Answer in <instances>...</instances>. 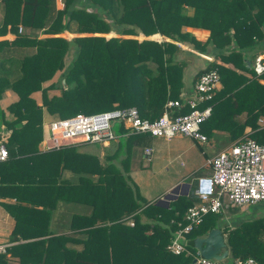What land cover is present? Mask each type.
<instances>
[{
	"label": "trees",
	"instance_id": "obj_1",
	"mask_svg": "<svg viewBox=\"0 0 264 264\" xmlns=\"http://www.w3.org/2000/svg\"><path fill=\"white\" fill-rule=\"evenodd\" d=\"M2 1V28L6 30L9 25L16 36L10 41L0 40V99L6 89L14 91L17 99L0 105V131L3 125L10 129L6 139L9 156L0 162V171H12L19 176L9 179V182L17 179L18 183L7 185L6 181L4 187L29 192L23 195L14 192L17 206L7 205L16 219L12 240L27 238L28 233L22 229L25 223L49 213L48 208L53 206L47 201L40 207L43 209H36L37 202L31 196L35 188L50 179L52 157L61 153V149L43 151L38 147L43 136L44 113L51 118L68 117L78 112L91 114L135 106L141 117L154 119L162 114L169 99L181 97L184 63L176 62L171 56L179 50L176 43L96 33L141 31L148 35L160 32L173 39L192 41L194 47L201 50L210 43L223 48L233 41L229 52L221 57L245 69L248 67L244 65L243 54L255 47L264 35V0H82L74 7L77 0H62L63 6L59 9L55 0ZM86 6L95 9L88 10ZM183 24L209 29L207 40L201 42L188 32L180 33ZM230 28H233L232 33H229ZM63 30L77 35L71 38L52 35ZM40 32L50 35L39 37ZM68 34L71 35L63 33ZM19 48L23 50L20 57L5 54ZM71 49L73 54L69 57ZM212 68L220 73L222 88L199 104L200 107L211 106L210 115L201 123L204 134L211 132L214 126L226 127L231 116L240 111L238 105L243 91L255 84L264 90L263 83L248 80L237 71L214 63L200 70L197 77ZM58 69V82L42 86ZM259 76L264 78V72ZM56 87H59L58 92L50 94L49 90ZM38 89L42 93L41 104L31 96ZM178 107L172 110L174 114L190 110L185 103ZM222 107L223 113L219 111ZM257 116L258 113L250 112L245 121L256 127L252 121ZM232 126L237 128L239 124L235 122ZM115 130L126 131L121 125ZM146 134L120 135L114 154L103 159L94 155L73 159L75 172L97 175L91 187L92 217H100L101 222L107 223L91 227L87 232L88 246L81 251L69 249L63 242L66 235L17 242L6 250L18 257V264H189L197 250L194 238L216 226L225 234L226 256L230 257L231 264L236 257L248 256L264 264V213L230 225L220 223L223 212H208L187 234L190 253H172L166 248L178 222L185 221V211L196 197L193 187L188 194H179L171 200L167 207L142 197L121 167L128 163L133 148L144 147ZM244 137L262 142L264 127ZM115 158L120 161L119 165L113 161ZM57 172L53 178L58 176ZM3 182L0 178V184H5ZM142 215L149 220L142 221ZM124 216H133L134 224H123ZM148 229L151 232L148 233ZM118 236L128 239L129 243L116 241ZM0 264H9L5 252H0Z\"/></svg>",
	"mask_w": 264,
	"mask_h": 264
},
{
	"label": "crops",
	"instance_id": "obj_2",
	"mask_svg": "<svg viewBox=\"0 0 264 264\" xmlns=\"http://www.w3.org/2000/svg\"><path fill=\"white\" fill-rule=\"evenodd\" d=\"M81 1L82 0H77V2H75L72 7L76 6V3L80 5ZM84 3H88V1H84ZM55 5L57 9L62 8V0H55ZM86 7L88 10L95 9L94 6ZM3 16L4 5L3 1L0 0V40L7 39L10 41L14 39L16 34L9 30V25H7L6 30H3L1 25ZM227 24L229 23L227 22ZM25 30L26 28L23 26V31ZM64 32H68L73 36L76 35V33L69 32L68 30H63L62 32L52 35H60L69 38L63 35ZM109 32H111V30ZM182 32H188L190 36H194L201 42H205L210 33L209 29L205 27L191 26L186 24H183L181 26L180 33ZM232 32L233 28H230L229 33ZM107 33L108 32H102V34H96L103 35ZM114 33L116 34V36L135 37L139 40L148 38L157 41L167 40L176 43L179 46V50L175 51L173 54H171V56L174 57L176 62L182 61L184 63L182 68V86L180 88V94H190L192 92L198 72L206 68L210 63L223 65L228 69H232L234 71H237L239 74L246 76L248 80L254 79L258 83L264 84V78L253 73V69L251 67L252 62L257 55L264 56V35L259 39L258 44L255 47L248 49L246 53L243 54L244 65L245 67L249 68L245 69L242 68L239 64L235 65L232 61L225 62L221 57L222 54H227L229 52V48L233 46V41L223 48L217 46L215 43H210L206 46V49L201 50L194 47L192 41L173 39L160 32H154L148 35H145L141 31L135 34ZM46 35L50 34H45L42 32L38 34L39 37ZM22 51L23 50L19 48L16 52L14 51L12 53L7 51V53L5 54L13 56L17 55L18 57H20ZM59 74L60 70L58 69L50 79L42 82V86L49 84L53 80L56 81L59 77ZM221 88L222 82H220L216 91ZM56 92H58V88L49 90L50 94ZM31 96L36 100L38 104L42 103V93L40 89L34 90L31 93ZM240 96L241 99L238 105L240 111L234 113V115L231 116V121H227L225 123L226 127L214 126L211 132H205V134L207 135V140H209L208 143H212V141L214 140V142L216 143L223 144L222 147L219 146V149L215 150L214 152L208 153L207 150L203 148L202 142L192 139L183 134L178 133L170 138H158L161 139V143H164L166 145L165 147H163L164 151H160L158 153L160 154L162 159L166 161L165 166H167L166 169L168 170L169 178L168 181L165 182L162 190L158 191L156 194H151L150 196H148V199L143 195L145 189L142 188L143 186L147 187V178L138 170L136 164L131 163V161H133V156L136 153V147L133 148V154L130 155L128 163L121 168L125 171V174L130 177V181L132 182V184L138 187L140 194L144 198H146V200H157L176 184L180 185L181 190L184 189V182H188L190 184V187H193L190 182V178L194 179L195 176L205 174L210 171V167L207 165V159L210 156L227 147L235 140L242 138L247 134L252 135L253 131H255L257 128L264 127V90L261 89L260 86L255 84V86L253 85L246 91H243ZM16 99L17 94L10 89H6L3 97L0 99V105L5 106L6 104ZM228 104L229 103H227V105ZM178 109V106L171 107V110ZM219 111L223 113L224 107H222L221 110L219 109ZM250 112L258 113L256 119H253L252 121L256 125V127H253L251 123L245 121ZM51 117L52 116L48 113H44V120L51 119ZM235 122L239 124L237 128H234V126H232V123ZM242 124H244L243 127H241ZM153 138L150 137L146 139L144 147L142 148L143 152L146 147H150L152 153ZM225 142L226 145L224 144ZM117 143H119V139L108 141L99 146L94 144V142L78 141L75 143L63 145L62 147L64 148H55V150L61 149V153L53 155L52 157L51 170L53 174H51L48 181L42 182L39 187L34 189V195L30 194L32 197L34 196V200L35 202H37L34 206L36 209H43L40 207L43 206L42 204L47 201L53 204V206H51V208H48L49 213L37 215L36 217H34L33 222L25 223L22 229L24 232L28 233L27 238H20L18 240L11 239L12 230L15 225L16 219L15 216L9 211L7 205H13L15 208V206H17L18 204L15 199V193L23 195L29 194V192H23L17 189H13L12 191V189L4 187L6 186L7 182V185H12L14 182L18 183L17 179H15V181L12 180L11 182H9V179L18 178L19 176L14 175L16 174L14 172L11 173L12 171H0V178L5 182V184H0V244L5 245V250L0 252L6 253L9 264H18L19 262L17 256H12L10 252L6 250L8 246L13 245L17 242L36 240L47 237L49 235H66L67 237L66 239H63V242H66L67 248L81 251L88 246L87 243H89V237L87 232L92 229V226L102 225L106 222H101L103 220L100 219V217H92V207L90 205L91 187L93 183H96L97 175H92L87 172H75V169L73 168V159L79 160L80 158H84L85 155H94L100 159H103L105 156H111L112 154H114L117 149ZM38 147L40 150L45 151L42 146V139L39 142ZM63 149L64 151H62ZM121 159L122 157L120 156L119 160ZM150 159L151 157L148 160ZM113 161L118 165L120 164V161H118L117 158L113 159ZM82 169H84V165ZM56 171L59 172H57L58 176H55V178H53ZM81 175H85L87 177L85 178ZM38 200L41 202L38 203ZM22 203L26 204L25 202ZM251 205H254L255 211L253 213L250 211V207L248 208V206L250 205L238 206L236 207V209H229L225 211L223 213V220H221L220 223H228L230 225H233L239 223L242 220L254 217L255 215H257V211H259L260 207L264 206V203L258 202V204L255 203ZM130 219H133L134 221L133 216H124L123 219H121V222L125 225L132 226L128 223ZM141 220L148 221L149 219L145 215H142ZM147 232L149 233L151 232V230L148 229ZM115 240H118V242L121 241V243L122 240H125L127 241L125 243H129L128 239H121L119 238V236ZM102 243L104 244V241Z\"/></svg>",
	"mask_w": 264,
	"mask_h": 264
},
{
	"label": "built area",
	"instance_id": "obj_3",
	"mask_svg": "<svg viewBox=\"0 0 264 264\" xmlns=\"http://www.w3.org/2000/svg\"><path fill=\"white\" fill-rule=\"evenodd\" d=\"M22 26L19 27V31ZM254 73L264 72V56L257 55L251 65ZM216 68L201 72L190 94H181L180 99H169L161 115L154 119L140 116L137 107L128 106L114 110L86 114L78 112L68 117H54L43 121V149L59 148L69 143L111 141L129 133H147L170 138L183 134L204 142L207 136L201 131V123L210 115L211 106L199 104L210 99L220 84ZM189 106L186 113L174 114L172 106ZM126 131H116L117 124ZM9 134L0 131V162L8 158L6 139ZM151 148L144 149L149 159ZM210 171L195 177L193 189L196 200L187 207L184 222H178L166 248L172 253L190 250L187 234L202 222L208 212H225L235 206L264 202V141L242 137L232 142L207 159ZM130 225L134 221H128ZM5 245L0 244V251ZM189 264H222L215 258L202 256L198 249ZM233 264H258L252 257H236Z\"/></svg>",
	"mask_w": 264,
	"mask_h": 264
},
{
	"label": "rangeland",
	"instance_id": "obj_4",
	"mask_svg": "<svg viewBox=\"0 0 264 264\" xmlns=\"http://www.w3.org/2000/svg\"><path fill=\"white\" fill-rule=\"evenodd\" d=\"M114 32H115L114 30L113 31L111 30V32H108L107 34H103V35H105L107 37L116 35ZM80 34H82V33H80ZM76 35H77V33H76ZM67 37L71 38V37H73V35H69ZM72 49H71V51H69V55H68L69 57H71L72 54H73ZM58 79H59V77H58ZM51 82H54L55 83V82H58V81L57 80L56 81L53 80ZM63 82H64V79H63ZM58 86H60L59 83H58ZM65 86H66V84H65ZM115 127H118V122L114 126V128ZM42 128H43V125H42ZM1 130H4L5 132H8L10 129L8 127H6V126L3 125L2 128H1ZM146 135H147L148 138H150V137L153 138L154 137L153 138V145L151 143V145L153 146L152 147V153L150 154L151 159L148 160L144 156V152L142 151V147H136V153L133 156V161H131V163L136 164V167L138 168V170L141 173H143V175H145L146 178H147L148 185H147V187L146 186H143L142 188L145 189V192H144L143 195L148 199V196H150L151 194H154V193L156 194L158 191H161L162 190V188L164 187L165 182L168 181L169 174H168V170L166 169L167 166H165L166 161L163 160L162 157L160 156V154L158 153L160 151H164V148L163 147H165L166 145L164 143H161L160 142L161 139H158V138H160V136H152L150 134H146ZM208 141L209 140H207L206 142H202L203 148L205 150H207L208 153L209 152H214L215 150L219 149V146H221V147L223 146V144L216 143V142H214V140L212 141V143H208ZM106 142H108V141H97V142H94V144H96L97 146H99V145H103ZM204 143H206V144H204ZM224 144L226 145V142ZM8 153H9V151H8ZM8 156H9V154H8ZM194 180H195V178L194 179L193 178H190V182H191L192 186L194 184ZM259 204H262V203H259ZM249 207H250V211L253 213L255 211L254 205H250V206H248V208ZM261 213H264V206L263 207H260L259 211H257V214H261ZM220 261L222 262V264H231V259H230L229 256H226L225 258L221 259Z\"/></svg>",
	"mask_w": 264,
	"mask_h": 264
},
{
	"label": "water",
	"instance_id": "obj_5",
	"mask_svg": "<svg viewBox=\"0 0 264 264\" xmlns=\"http://www.w3.org/2000/svg\"><path fill=\"white\" fill-rule=\"evenodd\" d=\"M183 186L184 189L181 190L179 184L174 185L156 200V204L167 207L169 201L175 199L179 194H188L190 184L184 182ZM193 242L199 253L207 258L221 260L228 253L225 234L219 226L211 228L205 235L195 237Z\"/></svg>",
	"mask_w": 264,
	"mask_h": 264
}]
</instances>
